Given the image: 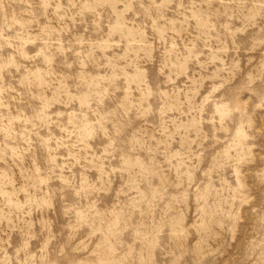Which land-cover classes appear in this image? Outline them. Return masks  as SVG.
Wrapping results in <instances>:
<instances>
[{
	"label": "rangeland",
	"instance_id": "obj_1",
	"mask_svg": "<svg viewBox=\"0 0 264 264\" xmlns=\"http://www.w3.org/2000/svg\"><path fill=\"white\" fill-rule=\"evenodd\" d=\"M0 264H264V0H0Z\"/></svg>",
	"mask_w": 264,
	"mask_h": 264
}]
</instances>
